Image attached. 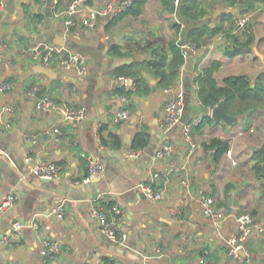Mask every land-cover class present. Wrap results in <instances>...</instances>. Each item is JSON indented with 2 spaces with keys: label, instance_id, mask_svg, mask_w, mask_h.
<instances>
[{
  "label": "crops",
  "instance_id": "obj_1",
  "mask_svg": "<svg viewBox=\"0 0 264 264\" xmlns=\"http://www.w3.org/2000/svg\"><path fill=\"white\" fill-rule=\"evenodd\" d=\"M3 1L0 82L7 81L10 86L0 91V126H4L0 129V201L10 193L16 199L0 213V264H100L105 259L109 264H264V234L255 227L244 239L249 262L243 254L233 257L227 253L228 239L239 233L237 217L241 213L250 212L255 220L264 222V177L262 170L257 175L252 168L259 159L262 166L257 148L264 143V98L251 115L238 109L247 101H234L229 111L225 107L234 116L229 123L211 114L214 106L201 104L194 87L196 72L213 61L220 62L214 72L219 84L225 76L240 73L256 80L263 67L259 56L238 50L232 55L225 53L220 45L226 44L227 31L221 30L205 36L193 56V70H181L169 90L159 86L150 74L155 82L148 79V91H134L135 86L124 85L118 78L124 75L117 69L148 58L141 44L171 38L178 41L181 25L179 31L175 29L177 20L169 6L160 0H146L138 14L125 13L115 20L114 15H98L91 25L78 19L69 25L65 11L71 0ZM109 2L121 4L124 0H84L82 12L98 10ZM201 2L208 11L201 18H211L210 26L223 21L224 29L234 20L237 25L230 33H238L241 41L246 40V34L241 30L244 24L237 20L247 13L245 22H254V33L259 36L257 48L264 53V2L250 12L241 11L237 4L228 7H237L230 20L221 19L226 9L219 1ZM47 6L51 15L45 11ZM217 9L223 10L213 17ZM37 43L58 45L61 51L42 64L40 56H33ZM113 44L124 54L112 52ZM71 52L80 53L86 60L88 70L83 79L60 64ZM38 63L50 67L51 76L36 71ZM42 86L45 90L40 93ZM180 90L184 94L182 119L164 132L163 104ZM117 93L126 99H119ZM44 94L56 104L47 111L36 108ZM67 101L84 106L82 120L61 119L57 105ZM248 101L257 103V99ZM5 106L12 110H5ZM121 108L128 109L129 116L112 122ZM189 122L195 143L192 150L182 132ZM142 129L148 133V143L133 155L131 140ZM240 131L243 133L238 134ZM110 133L118 135L120 147L102 143L101 138L109 140ZM215 137L229 143L218 159L213 149L205 146ZM165 138L173 144L172 153L156 156ZM28 155L29 161L25 159ZM89 159L99 172L84 181ZM41 161L60 163L59 175L45 181L34 174L32 164ZM149 179L163 188L161 198H149L138 186ZM182 180L188 182L187 187ZM206 192L217 205L226 207L222 219L203 213L200 196ZM110 200L121 210L120 225L128 234L127 245L111 241L92 213L94 206ZM60 201H64V215L56 222L51 209ZM33 220L40 223L39 229L31 227ZM18 221L22 226H15ZM44 223L49 227L44 229ZM43 237L59 240L60 250L42 254Z\"/></svg>",
  "mask_w": 264,
  "mask_h": 264
},
{
  "label": "built area",
  "instance_id": "obj_2",
  "mask_svg": "<svg viewBox=\"0 0 264 264\" xmlns=\"http://www.w3.org/2000/svg\"><path fill=\"white\" fill-rule=\"evenodd\" d=\"M46 2L47 0H41ZM131 0H124L121 4H116L113 2H109L106 6L94 10L88 9L87 11L82 12V4L84 0H71L66 11H65V22L69 25H73L77 22V19L84 25H91L95 18L98 15H106L112 16L118 13L124 4H128ZM178 0H173L174 10ZM4 1L0 0V9L3 8ZM231 7V6H230ZM248 19V15L243 14L237 20L238 24L243 25L245 21ZM182 47V53L184 56V61L181 66V70L186 69L187 59L190 55H195L197 53V46L192 43L180 44ZM61 51V47L58 45L52 44H41L37 43L33 47V56H40V63L45 64L47 61L54 56L57 52ZM2 62V58L0 56V63ZM60 64L67 70H73L78 79H83L88 70V66L84 57L78 52H71L68 55H64ZM124 82V85L129 84L133 85L134 81L130 77L119 76ZM10 84L7 81L0 82V91L9 88ZM37 86L33 88L36 89ZM171 86L165 87V90H169ZM197 89V84L194 85ZM117 97L121 100H125L126 96L123 94H116ZM56 106L55 101L50 97L49 94H44L41 96L36 102V108L42 111H47L51 107ZM58 111L60 113V117L62 120H82L85 117V108L82 105H75L74 103L67 101L64 103H60L57 105ZM5 110L11 111V106H5ZM184 112V94L183 91L176 92V95L166 101L163 104V119L161 122L162 129L164 132L168 131L172 126L176 125L181 121ZM1 113L0 111V121H1ZM129 110L126 108L118 109L114 115L112 116V122H118L121 119H125L129 116ZM193 122V121H192ZM192 122L185 123L182 128L184 138L190 143V149L192 150L195 147V143L192 140L190 131ZM55 131H59L58 127H54ZM240 131L238 134H242ZM173 144L169 140V138H165L158 148L156 152V156L163 157L172 153ZM139 150H132L131 153L133 155L138 154ZM26 160H31V156L28 155L25 157ZM32 172L37 176L43 178H55L59 175L61 170V164L56 161H41L32 164ZM99 172V167L95 164V162L89 159L88 162V173L84 177V181L91 180L95 175ZM152 180H147L140 182L138 186L142 189L145 194L151 199L161 198L163 196L164 190L162 187L154 189L152 184ZM184 186H188V182L186 180H182ZM16 197L13 193L7 194L5 198L0 201V213L6 210L9 206H11ZM201 207L203 213L207 217H211L213 219H222L226 215V207L224 205H217L214 201L213 197L209 192L203 193L200 196ZM51 211L56 214L58 218H63L64 215V201L57 202L52 206ZM93 215L97 218L100 223L101 230L104 234L113 242L118 243L120 245H127V232L120 225V214L121 210L118 205L115 203L111 207L103 206H94L92 208ZM31 227L34 229L40 228V223L37 220H33L30 223ZM16 227L22 226L21 222L15 223ZM44 229L48 228L49 225L44 223L42 226ZM237 227L239 230L238 234H233L228 239L227 242V253L230 256L236 257L239 254L244 255L245 261L249 262L251 260L250 252L247 249L244 239L250 232L251 227L257 228L260 232L264 234V222L257 221L253 218L250 212H243L237 217ZM1 242V239H0ZM41 253L44 255H51L60 250V241L57 239H51L49 237L42 238L41 245ZM100 264H109L104 261Z\"/></svg>",
  "mask_w": 264,
  "mask_h": 264
},
{
  "label": "trees",
  "instance_id": "obj_3",
  "mask_svg": "<svg viewBox=\"0 0 264 264\" xmlns=\"http://www.w3.org/2000/svg\"><path fill=\"white\" fill-rule=\"evenodd\" d=\"M40 1L41 0H36ZM60 0H57L59 2ZM146 0H131L128 4H124L122 9L114 15V20L119 18L122 14L132 13L138 14L143 4ZM164 6L170 7V10H174L173 0H160ZM219 3L226 9L221 15V19H232L233 11L229 9L230 6H237L241 11L250 12V10L259 7L264 0H217ZM168 7V8H169ZM182 12L185 16L198 19L205 16L208 11L203 8V3L201 0H184L182 5ZM39 18V17H38ZM112 22V21H111ZM222 23H216L212 26L206 24L201 27L192 29L189 32L188 43H192L195 46H200L205 41L206 35H213L221 30H226L227 34L225 35L226 44L220 45L223 51L227 54H234L237 52V49L232 47V43L240 44L241 46H248L252 43L254 39V22L247 21L242 27V32L246 34V40H239L238 33H230L236 22L231 20L230 26L227 28H222ZM176 30L179 31L181 23L175 21L173 23ZM140 47L143 48L146 52L149 53L148 58L139 61L134 60L131 64L122 65L117 69V73L130 77L134 81V91H148L149 83L146 74L144 71L151 74L157 79L159 86L165 88L172 86L181 71V66L184 61V56L182 53V47L178 43L177 39L171 38L167 42L159 41H148L141 44ZM111 51L114 53L124 54L125 51H121L119 46L113 44L111 46ZM220 66L219 61H213L209 65L203 67L194 76V81L197 83V92L198 98L202 105L204 106H215L217 104H223L224 107L229 111L230 106L234 101L238 100L240 102L247 101V104L240 105L239 110H246V113L251 115L254 113L260 101L264 98V72L258 74L259 77L255 80L251 76L245 73L227 75L223 78V83L219 84L214 77L215 70ZM253 79V80H252ZM122 88L118 89L121 92ZM132 90H129L125 93L129 94ZM249 99H257L255 101L249 102ZM237 110V109H236ZM110 139L106 140L101 138L102 143L105 145H110L114 148L121 146V140L117 134L110 133ZM148 133L146 130L142 129L137 131L132 140L131 148L138 150L144 147L148 143ZM206 147H211L214 151V158L218 159L229 147L227 140L215 137L209 143L205 145ZM259 156V153H258ZM255 173L258 175L262 170L260 164V159L255 161L252 167ZM154 189L159 188L160 186L155 185L151 182ZM229 184L227 185V187ZM261 194L264 195V184L262 185ZM105 206L111 207L115 202L112 200L104 201ZM105 261H108L105 259ZM109 262V261H108Z\"/></svg>",
  "mask_w": 264,
  "mask_h": 264
},
{
  "label": "water",
  "instance_id": "obj_4",
  "mask_svg": "<svg viewBox=\"0 0 264 264\" xmlns=\"http://www.w3.org/2000/svg\"><path fill=\"white\" fill-rule=\"evenodd\" d=\"M11 2H12V0H11ZM183 2H184V0H178L176 8H175V10L173 12V15L175 16L176 20L181 23L180 37L178 39V43L181 44V45L182 44H186L188 42L189 32L192 29L201 27V26L206 25V24H208V25L213 24L211 18L194 19V18H190V17L185 16L183 14V12H182ZM222 10L223 9H217L211 15L214 17V16L218 15L219 13H221ZM232 10H237V7L232 8ZM45 11H46L47 14L51 15V7L50 6H47ZM258 40H259V36L255 32L254 33V40H253V43L251 45L241 46V45H238L236 43H233L232 46H233L234 49H237L240 52H243V53L244 52H253L255 55L259 56V58L261 59L262 64H263V67H262L261 71H264V53H261V52L258 51V48H257ZM134 55H135V57L137 59L140 58V55L138 53H134ZM193 62H194V57H193V55H190L188 57L187 63H186V69L187 70H189V71L193 70V68H194ZM34 68H35L36 71H40V72L46 73L49 76H51V72L53 71L50 67L42 65L40 63L36 64L34 66ZM147 78L149 79V81L151 83L154 84L155 81H154V79L152 78V76L150 74H147ZM252 78L254 79V77H252ZM154 88H155V86L153 85V89ZM44 90H45V86H42L41 88H39V92L40 93H42ZM211 114L215 118H222V119H224L225 121H227L229 123L232 122V120L234 118V116H232L231 114H229V113H227L225 111V107H224L223 104H217L216 106H214L213 109H212ZM3 120H5V119H3ZM0 129H4V126L3 125L0 126ZM257 149H258V151L261 152V157H262V172H261V174L264 177V143ZM169 157H171V156H169ZM42 179L45 180V181L50 180V178H46V177H43ZM197 193H198V190H197ZM51 217L56 222H58L57 221L58 217L56 216L55 213H52Z\"/></svg>",
  "mask_w": 264,
  "mask_h": 264
},
{
  "label": "rangeland",
  "instance_id": "obj_5",
  "mask_svg": "<svg viewBox=\"0 0 264 264\" xmlns=\"http://www.w3.org/2000/svg\"><path fill=\"white\" fill-rule=\"evenodd\" d=\"M253 216V215H252Z\"/></svg>",
  "mask_w": 264,
  "mask_h": 264
}]
</instances>
